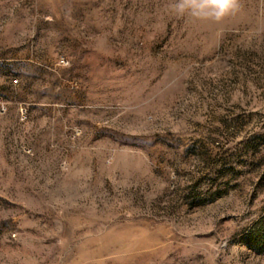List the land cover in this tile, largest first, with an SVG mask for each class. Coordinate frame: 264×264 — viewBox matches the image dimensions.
Here are the masks:
<instances>
[{
  "label": "rangeland",
  "instance_id": "374dc122",
  "mask_svg": "<svg viewBox=\"0 0 264 264\" xmlns=\"http://www.w3.org/2000/svg\"><path fill=\"white\" fill-rule=\"evenodd\" d=\"M0 0V264H264V0Z\"/></svg>",
  "mask_w": 264,
  "mask_h": 264
},
{
  "label": "clouds",
  "instance_id": "9594fccd",
  "mask_svg": "<svg viewBox=\"0 0 264 264\" xmlns=\"http://www.w3.org/2000/svg\"><path fill=\"white\" fill-rule=\"evenodd\" d=\"M241 6V0H173L171 5L177 15L188 14L216 22L238 12Z\"/></svg>",
  "mask_w": 264,
  "mask_h": 264
}]
</instances>
